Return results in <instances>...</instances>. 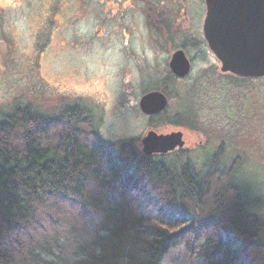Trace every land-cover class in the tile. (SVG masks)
Masks as SVG:
<instances>
[{
  "label": "trees",
  "instance_id": "16d2710c",
  "mask_svg": "<svg viewBox=\"0 0 264 264\" xmlns=\"http://www.w3.org/2000/svg\"><path fill=\"white\" fill-rule=\"evenodd\" d=\"M167 120L165 123H172ZM118 149L75 106L0 122V264H264L259 201L223 147L199 170L183 150Z\"/></svg>",
  "mask_w": 264,
  "mask_h": 264
},
{
  "label": "rangeland",
  "instance_id": "374dc122",
  "mask_svg": "<svg viewBox=\"0 0 264 264\" xmlns=\"http://www.w3.org/2000/svg\"><path fill=\"white\" fill-rule=\"evenodd\" d=\"M182 3L187 10L172 16L174 22L160 35L161 45L149 31L148 46L142 37L135 38L131 52L118 58L110 43L112 32L106 29L96 35L94 21L85 24L68 16L72 22L52 37L51 25H42L43 9L31 16L23 12L21 28L14 24V16L9 17L7 23L16 27L9 33L19 38L0 45V122L15 108H28L50 120L78 106L91 114L95 132L116 149L130 140L138 141L142 149L141 141L150 131L182 132V150L199 170L223 147L226 164L235 158L243 161L240 180L259 201L257 212L264 221V78L223 73L203 35L205 9L190 0ZM58 19L64 27L65 18ZM180 48L192 61L190 75L163 80L172 52ZM157 90L168 98L169 106L163 117H147L140 100ZM160 264L194 261L182 246Z\"/></svg>",
  "mask_w": 264,
  "mask_h": 264
},
{
  "label": "flooded vegetation",
  "instance_id": "af4514ba",
  "mask_svg": "<svg viewBox=\"0 0 264 264\" xmlns=\"http://www.w3.org/2000/svg\"><path fill=\"white\" fill-rule=\"evenodd\" d=\"M190 1L196 4L200 3V7L206 11L205 17L207 18L209 14L207 0ZM39 9H43L45 12L42 25L45 23L52 27L50 31L52 37L54 35L53 32L66 28L67 22H72V20L68 19V16L74 20L77 17L81 23L85 22V24L94 21L93 31L96 35L102 30L110 29L112 32L111 47L114 50V56L118 58L119 54L127 56L131 52V44L135 38L142 37V44L148 46L150 40L148 37L149 31H152L155 36L154 41L161 45L160 40L162 39L160 35L163 34L164 36V32L169 27L171 20L174 22L172 16H181L187 10V7L183 6L182 0H0V45L5 46L11 41V38L14 41L19 38L18 34L14 33L12 35L9 32H16L15 25L17 28H21V15L23 12H27L28 16H31L37 13ZM11 16L15 18L14 26L7 23ZM59 16L65 18L63 20V23H65L64 27L58 19ZM58 21L59 23L57 24ZM172 25L174 26L175 23H172ZM143 30L146 35L138 36L137 33ZM162 49L164 51V46H162ZM178 51H183L186 55L185 50L181 48L172 52L168 70L167 72L164 70L165 77L163 80L166 79V76L173 81L180 80L170 69L171 59ZM187 59L191 64L192 71V61L188 57ZM157 91L163 93L160 90ZM167 108L159 115L147 117H163Z\"/></svg>",
  "mask_w": 264,
  "mask_h": 264
},
{
  "label": "water",
  "instance_id": "95a60500",
  "mask_svg": "<svg viewBox=\"0 0 264 264\" xmlns=\"http://www.w3.org/2000/svg\"><path fill=\"white\" fill-rule=\"evenodd\" d=\"M209 14L204 23V37L210 50L220 60L223 73L241 78H264V0H207ZM175 76L184 79L191 64L183 51L170 62ZM168 106L161 92L144 95L139 103L146 116L159 115ZM147 155L167 154L185 146L182 132L159 135L150 131L141 141Z\"/></svg>",
  "mask_w": 264,
  "mask_h": 264
}]
</instances>
